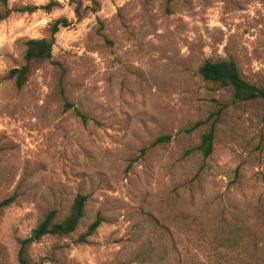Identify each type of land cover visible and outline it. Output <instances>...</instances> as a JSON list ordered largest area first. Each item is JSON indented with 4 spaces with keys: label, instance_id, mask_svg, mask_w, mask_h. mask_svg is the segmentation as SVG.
I'll return each mask as SVG.
<instances>
[{
    "label": "rangeland",
    "instance_id": "374dc122",
    "mask_svg": "<svg viewBox=\"0 0 264 264\" xmlns=\"http://www.w3.org/2000/svg\"><path fill=\"white\" fill-rule=\"evenodd\" d=\"M5 13L0 201L13 199L0 264H18L20 241L49 210L64 218L77 194V228L32 243L31 263L264 264V100L235 102L197 71L232 59L264 85V0H7ZM61 17L70 24L51 59L16 87L8 72L25 41L50 37ZM210 127L204 157L194 148ZM159 136L169 140L151 145Z\"/></svg>",
    "mask_w": 264,
    "mask_h": 264
},
{
    "label": "trees",
    "instance_id": "16d2710c",
    "mask_svg": "<svg viewBox=\"0 0 264 264\" xmlns=\"http://www.w3.org/2000/svg\"><path fill=\"white\" fill-rule=\"evenodd\" d=\"M90 1L94 3V0ZM0 2L3 5L7 4V0H0ZM56 3L57 2H48L41 7L48 11ZM35 8L36 7L34 6L31 9ZM7 12L8 10H6V13ZM75 12L77 15H80L78 6L75 8ZM6 13L0 14V20L6 16ZM69 24L70 22L67 18H57L51 25L50 37L29 38L25 41L24 63L19 67L11 68L8 72V76L14 79L16 87L20 88L24 85L32 62L51 59L54 34L60 27H66ZM197 71L202 79L218 83L221 86L229 87L232 100L235 102L249 101L257 98L264 100V85H256L244 79L240 75L239 69L232 59H219L215 61L205 60L198 67ZM74 112L80 116L82 120H86V116L78 109L75 108ZM213 139L214 130L213 127H210L202 133L200 142L194 149L198 150L204 157L209 156L213 150ZM166 140H169V136H159L151 143V145ZM12 199L13 197H8L0 201V213L2 209L12 201ZM85 204L86 196L83 194H77L73 199L68 214L64 218L58 219L56 211L54 209L49 210L44 218L31 229L30 233L20 241L18 264H33L27 257V248L44 235L52 234L63 236L73 232L77 228L81 218L84 216ZM99 224L100 217L98 216L88 225L86 232L81 237L95 231Z\"/></svg>",
    "mask_w": 264,
    "mask_h": 264
}]
</instances>
